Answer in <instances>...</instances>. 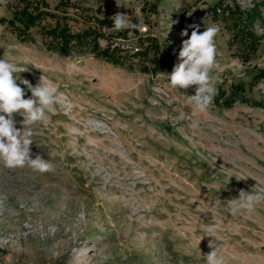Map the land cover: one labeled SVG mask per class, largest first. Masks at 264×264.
Segmentation results:
<instances>
[{
  "label": "rangeland",
  "instance_id": "rangeland-1",
  "mask_svg": "<svg viewBox=\"0 0 264 264\" xmlns=\"http://www.w3.org/2000/svg\"><path fill=\"white\" fill-rule=\"evenodd\" d=\"M8 1L0 0V19L9 17ZM115 1L169 54L157 76L20 43L0 23V58L27 68L16 77L35 86L43 76L58 89L47 123L32 126L30 146L32 158L39 154L53 169L0 161V264H206L205 226L214 227L225 264H264V202L236 214L228 202L241 189L264 187V106L212 102L201 112L188 99L195 86L174 88L168 79L188 38L181 31L214 25L215 97L248 86L264 67V40L244 64L212 8H247L252 0H162L151 29L145 0ZM251 99L264 104L263 84ZM15 119L21 127L23 118Z\"/></svg>",
  "mask_w": 264,
  "mask_h": 264
},
{
  "label": "trees",
  "instance_id": "trees-1",
  "mask_svg": "<svg viewBox=\"0 0 264 264\" xmlns=\"http://www.w3.org/2000/svg\"><path fill=\"white\" fill-rule=\"evenodd\" d=\"M162 0H145L141 11L151 29V16L159 14ZM115 0H9L5 9L9 17L0 23L23 44L63 56L91 55L94 58L128 71L157 76L169 59L160 40L151 32L139 29L120 32L112 30V16L120 13ZM264 0H252L247 8L238 4H217L212 8L216 19H222L231 33L229 47L244 64L258 55L264 40ZM132 23L142 26L137 17ZM257 28H261L259 34ZM264 85V67L257 70L248 86L238 83L231 86L224 97L216 96L213 102L224 108L237 105L263 107L254 102L251 93Z\"/></svg>",
  "mask_w": 264,
  "mask_h": 264
},
{
  "label": "clouds",
  "instance_id": "clouds-1",
  "mask_svg": "<svg viewBox=\"0 0 264 264\" xmlns=\"http://www.w3.org/2000/svg\"><path fill=\"white\" fill-rule=\"evenodd\" d=\"M112 19L113 31L145 30L141 25L132 23L125 13H116ZM174 23L176 21L171 22L169 31ZM188 28L192 29L190 36ZM218 31L219 28L213 25L201 32L197 24L188 25L182 30L180 35L188 38L182 40L178 53L179 63L175 64L172 72L168 74L170 84L174 88L186 90L190 86H195V94L188 96V99L194 102L201 112L207 110L217 94L210 73L215 66L214 37ZM18 70L24 72L27 68L18 69L16 64L0 58V161L9 168L28 166L40 173L48 172L53 169L49 161L39 154L32 158L30 146L34 142L35 134L32 126L47 123L48 113L53 111V105L58 99V89L52 81L43 76L33 86L29 81L16 77L15 73ZM20 85L25 87L22 88ZM25 88L31 93L28 98H25ZM16 114L23 118L19 121L21 125L19 128L16 126ZM191 127L193 129L198 127V122H193ZM231 177H228V183ZM228 202L233 214L241 211L251 213L257 204L264 202V187L256 191L241 189L238 196ZM205 231L208 233L206 236L212 238L209 241V248L212 250L204 255L206 264H225L220 248L214 243V227L205 226Z\"/></svg>",
  "mask_w": 264,
  "mask_h": 264
}]
</instances>
